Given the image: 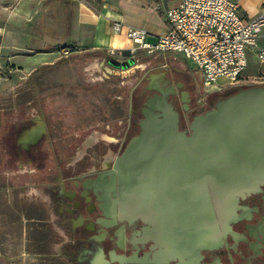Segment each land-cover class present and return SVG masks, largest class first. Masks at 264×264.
<instances>
[{
	"label": "flooded vegetation",
	"instance_id": "af4514ba",
	"mask_svg": "<svg viewBox=\"0 0 264 264\" xmlns=\"http://www.w3.org/2000/svg\"><path fill=\"white\" fill-rule=\"evenodd\" d=\"M100 65L107 74L114 70L105 58ZM165 75L175 90L168 100L178 112L181 132L189 131L195 115L227 94L221 91L208 100L209 94L204 97L198 79L194 85ZM149 76L129 88L126 121L112 128L98 126L87 133L74 155L69 159L52 157L54 164L48 168L46 162L51 158L46 150L56 152L55 156L60 150L56 151L47 117L25 111L7 115L0 159L18 165L21 178L32 176L38 180L35 185L50 189L74 261L264 264V188L236 198L216 192L202 195L196 186L186 185L183 171L169 162L132 160L129 168L121 164L128 144L140 134L141 108L157 94L147 90ZM182 92L188 94L187 103Z\"/></svg>",
	"mask_w": 264,
	"mask_h": 264
},
{
	"label": "crops",
	"instance_id": "0c3cea01",
	"mask_svg": "<svg viewBox=\"0 0 264 264\" xmlns=\"http://www.w3.org/2000/svg\"><path fill=\"white\" fill-rule=\"evenodd\" d=\"M235 1L245 19L264 15V0ZM179 2L0 0V50L9 52L13 57L8 61L25 72L4 78V82L8 79L11 84L7 94L0 95V138L5 117L17 113L19 105L22 108L24 103L31 102L25 98L30 71L48 70L85 51L108 55L111 51L130 49L133 45L124 34L113 31L115 21L124 27L146 30L147 41L154 43L167 32L166 10ZM263 37L264 29L258 38L261 48ZM64 49L69 50L67 56L62 54ZM159 55L163 56H153ZM18 168L0 159V264H83L72 259L67 230L56 213L50 189L21 178Z\"/></svg>",
	"mask_w": 264,
	"mask_h": 264
},
{
	"label": "water",
	"instance_id": "95a60500",
	"mask_svg": "<svg viewBox=\"0 0 264 264\" xmlns=\"http://www.w3.org/2000/svg\"><path fill=\"white\" fill-rule=\"evenodd\" d=\"M106 61L114 70L135 63L129 49ZM147 82V90L157 94L141 108L140 134L128 144L121 164L129 168L132 160L169 162L179 166L186 185L196 186L202 195L216 192L236 198L264 188V86L227 93L214 107L195 115L189 131L181 132L178 112L168 100L175 90L171 85L164 88L171 81L160 73L151 74ZM181 96L187 103V92Z\"/></svg>",
	"mask_w": 264,
	"mask_h": 264
},
{
	"label": "rangeland",
	"instance_id": "374dc122",
	"mask_svg": "<svg viewBox=\"0 0 264 264\" xmlns=\"http://www.w3.org/2000/svg\"><path fill=\"white\" fill-rule=\"evenodd\" d=\"M260 41L264 43V37ZM8 53L0 50V95L7 94L11 84L8 79L4 82V78L25 73L18 71V65L12 63L13 61H8L9 57H13ZM163 56L156 57L138 52L134 55V65L126 70H111L110 74H107L106 68L104 67V70L100 65L102 58H107V54L85 51L48 70L30 71V75L26 77L28 81L25 84V98H30L31 102L24 103L22 108L19 105L18 112L40 113L47 117L52 125L56 151L60 150V155L55 156L56 152L46 150L51 158V162H46L47 168L54 164L52 157L53 160L69 159L74 155L87 133L97 129L98 126L108 125L112 128L119 126L121 120L126 121L124 116L128 117L129 112V88L140 79L165 72L172 75L175 80L190 81L194 85L196 79L198 83L202 80L200 74L193 71V65L187 63L181 55L163 53ZM263 70L264 65L259 64L254 54L249 51L247 67L238 82L223 92L229 94L238 89L263 86ZM165 77L169 79L166 75ZM216 84L225 86L227 81L220 77ZM16 90L14 88L15 94ZM41 146L43 148L45 144ZM28 180L32 183L38 182L37 178L32 176Z\"/></svg>",
	"mask_w": 264,
	"mask_h": 264
},
{
	"label": "built area",
	"instance_id": "2783aa9c",
	"mask_svg": "<svg viewBox=\"0 0 264 264\" xmlns=\"http://www.w3.org/2000/svg\"><path fill=\"white\" fill-rule=\"evenodd\" d=\"M167 32L156 42L147 41L148 32L124 27L113 22L115 33H123L132 43V55L144 52L153 56L160 53L179 54L200 74L205 95L221 92L236 85L248 64L251 51L259 64L264 65V48L258 38L264 29V15L245 19L235 0H180L165 12ZM69 50L64 49L67 56ZM122 50L111 51L107 57L118 58ZM227 81L217 85L218 78Z\"/></svg>",
	"mask_w": 264,
	"mask_h": 264
},
{
	"label": "trees",
	"instance_id": "16d2710c",
	"mask_svg": "<svg viewBox=\"0 0 264 264\" xmlns=\"http://www.w3.org/2000/svg\"><path fill=\"white\" fill-rule=\"evenodd\" d=\"M201 84H202V80H201ZM263 86H264V84H263ZM230 90H232V89H230ZM230 90H229V91H230ZM238 90H240V89H238ZM238 90H235V91L229 93V95L232 94V93L237 92ZM217 94H219V93H218V92L211 93V94H209V95L207 96V99H208V100H209V99H212V98H213L214 96H216ZM222 97H225V96H224V95L219 96V97H217V100H218L219 98H222ZM217 100H216V101H217ZM216 101H215V102H216ZM212 107H214V105H213ZM212 107H211V108H212Z\"/></svg>",
	"mask_w": 264,
	"mask_h": 264
}]
</instances>
